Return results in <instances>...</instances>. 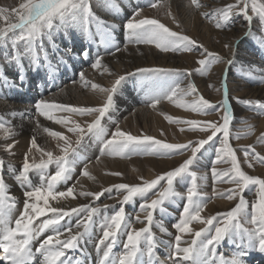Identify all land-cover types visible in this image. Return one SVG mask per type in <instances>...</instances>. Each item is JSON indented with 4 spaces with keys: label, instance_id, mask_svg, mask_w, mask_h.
Segmentation results:
<instances>
[{
    "label": "snow or ice",
    "instance_id": "snow-or-ice-1",
    "mask_svg": "<svg viewBox=\"0 0 264 264\" xmlns=\"http://www.w3.org/2000/svg\"><path fill=\"white\" fill-rule=\"evenodd\" d=\"M101 2L105 6L116 7L114 0H101ZM157 4L158 0H153L150 7L156 8ZM190 5L196 11L205 7L200 0H190ZM249 8L252 15H249ZM6 11L0 8V19L8 21L7 28H0V46H6L8 42L13 45L18 41L24 42V52H17L9 59L22 68L23 59L27 58L34 71L44 68L50 78H54L52 73L58 71V67L49 62L47 50L43 46V38L51 39L58 30L76 27L93 42L95 35H99L107 49L113 46L112 33L119 27L97 16L90 0H25L19 5V9L11 10V14L16 16L18 22H11L9 16L4 15ZM141 11V9L134 11L123 24L129 44L154 45L163 53H191L200 49L202 57L198 60L200 75L210 72L214 64L226 63L230 67L234 63L231 59L225 61L219 54L203 48L189 36L171 30L156 18L141 17ZM200 14L214 21L217 29L230 28L234 23V17L242 16L248 23V31L244 34L246 38L253 35L252 21L256 17L261 25L260 44L264 45V2L261 0H236L235 4L215 9L211 13ZM169 15H172L171 12ZM173 19L175 20V17ZM93 27L95 33L92 32ZM236 46H239V41L236 42ZM53 47H56L54 42ZM225 47L232 45L226 44ZM82 55L87 57V51L82 52ZM101 60L102 58H97L92 63V68H100ZM104 71L108 69L105 68ZM227 74L226 68L222 84L223 100L215 104L200 96L191 81L186 88H182L181 76L191 74L182 73L180 69L139 67L135 72L127 73V76H139L145 82V103L153 109L162 100L171 101L177 93H180L181 97L195 94L190 104L182 105L192 112L206 116L222 112L219 120L205 121H180L166 116L169 123L187 124L189 131L202 134L197 140H190L187 143H169L149 135H133L122 130L116 121H112L115 125L114 131L106 126L104 120L106 116L111 119L109 114L114 108V94L118 86L127 78L126 75H119L110 88L91 85L94 90L104 93L106 97L100 106L79 107L43 99L35 103L34 108L39 116L60 125L65 132L43 127L38 120L36 121V127L42 128L48 137L56 141L55 149L58 151L54 154V151L40 147L36 137L32 136L21 168L18 172L12 169L16 181L23 189V205L18 218L14 221V227L11 226L12 211L17 208V200L7 194L9 190L3 177L5 161L0 158V250H2L0 261L4 264H34L36 254H39L42 258L39 264H89L90 253L85 251L86 242H92L94 229L97 227L94 217L99 214L100 208L83 205L65 210L63 207L49 206L50 200L75 198L73 187L60 191L58 185H68L73 180L78 166H82L81 175L94 179L89 172V161L81 153L86 137L99 145L100 156L130 158L138 155L171 159L173 156L190 153L179 166L158 175L155 179L147 180L141 177V183L136 185L120 183L113 186L122 195V204L140 198L142 203L139 205V213L143 214L144 219L141 220V216L137 214L135 220L144 223L145 226L135 228L132 219L127 218L123 206L111 215L103 216L98 225L102 235L95 242L97 264H166V262L167 264H247L246 257L252 251L264 254V178L246 174L241 169L236 152L229 143L230 125L236 118L232 98L229 95ZM249 76H252V73H249ZM80 78L84 79L83 73ZM18 79L22 83L24 76L19 75ZM259 82L264 83V75H261ZM12 84L14 86V82ZM236 103L254 108L257 115L264 116V102L256 101L253 105L252 101L236 98ZM58 113L70 115L58 116ZM11 115L15 117L17 113ZM19 115L23 117L26 113ZM71 116L91 117V120L78 122L71 119ZM180 130L185 129L181 127ZM5 131L6 139L14 135L11 127ZM239 138V135L235 137V139ZM217 140L219 145L216 144ZM257 143L264 144V133L257 137ZM13 148L12 144L4 146L7 152H11ZM209 148L215 153L213 164H219L221 161L231 164V168L223 172L212 167L213 180L227 177L224 182L235 185V188L229 189L226 195L223 193L216 195L229 201L239 197V201L231 210L205 218L201 213L207 208L210 199L199 190L200 185L197 181L206 180V177H198L192 166L198 161V154L202 156ZM33 150L40 153L39 163L34 160L30 162V157L34 156ZM242 151L249 168L257 164L264 166V155L256 153L251 145ZM51 165H55L54 172L49 171ZM31 173L37 174L35 181ZM110 174L121 175L119 172ZM186 178H191L190 186L183 192L178 191L174 181L183 182ZM246 190L252 191L254 195L251 211H249V201L244 195ZM213 191L215 193V189ZM79 195L92 196L95 200H99L103 193L81 192ZM182 200L185 201L182 211L171 226L174 231H170L165 225L164 218L169 214L165 205H175ZM108 207L110 206L103 205L105 209ZM157 211L160 214L159 219L154 216ZM48 213L52 215L38 227H32L36 218L46 216ZM73 214L81 217L74 225L61 223ZM194 222L204 227L193 231L190 225ZM153 226L171 239L161 240L156 237L152 230ZM48 229H51L52 234L40 242L34 252L33 242ZM65 233L67 236L62 239ZM121 235L124 236L123 250L117 254L114 249L121 243ZM185 235L191 236L190 241L184 239ZM226 240L235 246L227 255L218 252V248ZM161 248L163 259L157 251ZM77 252L80 253V257L74 255Z\"/></svg>",
    "mask_w": 264,
    "mask_h": 264
},
{
    "label": "rangeland",
    "instance_id": "rangeland-1",
    "mask_svg": "<svg viewBox=\"0 0 264 264\" xmlns=\"http://www.w3.org/2000/svg\"><path fill=\"white\" fill-rule=\"evenodd\" d=\"M188 4L190 5V0H187ZM25 2V0H0V8L6 9L4 15L9 16V20L11 22H18L16 16L11 14V10L19 9V5ZM153 0H114L116 5L115 8H111L105 6L101 0H90L91 6L95 14L102 19L106 20L111 19L110 23H114L115 20H119L117 23L118 30L120 32L121 40L117 42L112 35L113 46L110 48L105 47V45L101 42V37L99 35H95L94 42L87 38V36L81 32L79 28L70 27L67 29H61L56 31L52 38L49 39L47 37L43 38V46L47 50L49 62L57 66H63V61L67 60L71 55V49H75V56H77V60H81V64H79V70L74 69V71L70 69L72 72L71 75H63L57 74V71H54L52 76L54 77L53 80H59L63 78V82L68 78H70L68 83H74L76 81L79 82L82 70L90 69L92 62L88 60L92 57H88L89 53L94 52L95 55L99 48H104L102 50H111L115 51L117 48L124 49L128 47H143L148 46L152 47L158 51L160 54H167L173 55L175 57H179V63L176 64H169L166 62L165 64H158L154 62L153 64L146 63L142 65H130L128 68L123 66V62H120L119 66L112 67L109 71H105V73H100L99 77L101 80L95 78H91L89 82H87L82 87V92L86 93L89 92L92 87V84H97L104 88H110L109 83L115 80L119 75H126V79L118 86L117 92L114 94V108L110 111V120L109 117H105L104 123L106 126L109 127L110 130L114 131L115 125L112 121H116L119 123V126L122 130L132 133L133 135H149L156 139H160L165 142L169 143H181L183 140L182 138L188 139V141H195L202 134L193 133L189 131V126L187 124H176V123H169V121L165 118L166 116H171L173 120H180V121H187V120H219L222 112L216 113L211 116L202 115L199 113L192 112L190 109L183 107L182 105L190 104L193 99L194 95H187L181 97L180 93H177L176 97H173L171 101L164 99L161 101L155 109L151 108L145 103L146 95V84L141 80L139 76H127L128 72H135L139 67H164V68H174L180 69L182 73H190L191 75H184L181 76V80L183 83L181 84L182 88H186L189 81H191L196 89L197 93L202 96L203 98L209 100L212 103L219 104L223 100V79H224V72L225 69H228L227 79H228V88H229V95L232 98V106L234 109L235 120L233 121L232 125H230V145L235 150L237 159L240 162L241 169L248 175L264 178V166L259 164L255 165L253 168H249L248 164L244 160V153L242 149L248 148V146H252L256 153L260 155H264V144L257 143V137L264 133V126H261L260 121L264 120V116H259L256 114V110L254 108H250L246 105L236 103V98L240 100H248L252 101L253 105L256 101L264 102V97L257 96L253 94L251 90L256 89L262 86L263 83L259 82L261 75H264V45L260 44V39L262 38L261 34V25L259 23L258 18L254 17L252 21V30L253 35L251 37H245V33L248 31V23L243 19L242 16H235L234 23L228 29H217L215 27V23L212 20L207 19L206 17L202 16L200 13L208 12L211 13L215 9L223 8L228 6L229 4H235L236 0H200L205 7L199 9L198 11L194 10L193 6L191 8L195 11L193 14H186L184 13H177L173 8L169 5L170 0H158V4L156 8L150 7V4ZM209 2V3H206ZM264 2V0H261ZM206 8L208 10H206ZM137 9H141V17L147 18H156L161 23L165 24V26L169 27L173 31L180 32L184 35L189 36L190 38L196 40L198 44L202 45L203 48L207 50L219 54L221 57L227 61L231 59L234 63L229 67L226 63H217L214 64L211 68V71L208 72L206 75H200L198 69L200 65L198 64V60L202 58L200 56V49L191 52V53H163L160 52L154 45H135L129 44V46L125 47L124 44L128 42L127 34L123 28V24L130 18L134 11ZM206 10V11H205ZM171 12L172 15H169ZM190 15V16H189ZM249 15H252L251 10L249 8ZM175 17V20L173 19ZM187 18V19H186ZM179 24V26H178ZM8 21L4 19H0V28H7ZM192 34H191V32ZM92 32L95 33V28H92ZM239 41V46H236V42ZM53 42L55 44V48L53 47ZM101 44V45H100ZM232 45V47H225V45ZM25 50V44L22 41L16 42L13 45L11 42H8L6 46H0V90L4 89V86L8 89V94L11 90L14 89V86L21 82L18 79L19 75L24 76V80L27 78V74L33 72V68L31 67L29 60L27 58L23 59L22 68L14 63L11 57L14 56L15 53H23ZM126 50V49H125ZM87 51L88 55L85 57L82 55V52ZM103 55V54H99ZM191 55V56H190ZM59 56V57H58ZM190 56V57H189ZM62 58L64 59L62 61ZM100 58L99 56L96 57ZM252 58H255L259 63L254 62ZM261 60V61H260ZM89 61V63H88ZM58 62V63H57ZM86 64V66L83 63ZM43 64V61L41 62ZM116 64V63H115ZM64 67V66H63ZM104 69L103 67L101 70ZM81 70V71H80ZM262 70V71H261ZM37 73L38 77H42L40 81L44 78L47 80L50 79L48 71L44 68H41L38 71H34ZM92 72V71H91ZM10 73V74H9ZM87 73V72H86ZM249 73H252V76H249ZM40 74V75H39ZM56 75V76H55ZM114 76V77H113ZM16 77V78H15ZM113 77V78H112ZM255 77V79H253ZM5 78H7V82H5ZM112 78V79H111ZM115 78V79H114ZM84 80V79H83ZM82 80V81H83ZM14 82V86L12 84ZM16 82V83H15ZM81 82V81H80ZM114 82V81H113ZM66 83V84H68ZM59 84L57 89L54 93L60 92L62 87L60 88ZM9 87V88H8ZM219 89V91H218ZM94 90V89H93ZM135 90V91H134ZM32 93V92H30ZM138 93L141 95L139 101L133 102V99L139 98ZM241 93L240 96L237 94ZM136 94V95H135ZM18 96V95H17ZM135 97V98H134ZM0 99L6 100L8 99L7 95L5 97H0ZM106 99V98H105ZM16 104H22L24 102L22 99L21 101L16 100ZM18 102V103H17ZM20 102V103H19ZM122 102V103H121ZM169 103L168 107H165L164 104ZM64 104V103H62ZM65 105H72V106H79V107H94L93 105H87L79 101L78 103H65ZM98 106V105H96ZM130 107V109H127ZM136 108L142 109L141 113L136 111ZM171 109V110H170ZM17 115L13 117L9 115V120H5L7 116L0 114V138L5 139L2 143H0V149H3L4 146L10 144L14 141V135L5 138L7 132L5 129L11 127L14 134H19V136H23L22 134L25 133L27 130L22 129L25 126L24 118H29L28 115H24L21 117L19 115V111L15 112ZM244 114H248L247 117L242 118ZM58 116H68L70 114L67 113H58ZM31 118V117H30ZM22 119V120H21ZM71 119H75L78 122H83L85 120L90 121L91 117H78V116H71ZM130 119V120H129ZM125 120H129L128 125H124L123 122ZM22 122V123H21ZM53 124V126H60L55 124L52 121H49ZM236 124H241L239 127H234ZM245 125V126H244ZM16 126V127H14ZM181 127L185 130L181 131ZM251 129V133L249 134V130ZM52 130L65 132L64 129H59L58 127L53 128ZM19 131V132H18ZM22 133V134H21ZM163 133V135L161 134ZM67 134V133H65ZM71 135V134H68ZM239 135V139H235V137ZM48 137V136H47ZM50 138V137H49ZM38 145L46 150L54 151V154L58 150L55 149L56 141L50 138V143L48 146L45 144H41L40 139L36 138ZM75 139V137H73ZM91 146V149H97L98 157H105L111 160H119V161H128L126 164L121 165V167L115 168V165L110 164L109 167L106 165L102 166L101 172L99 173V177L92 183L88 192L92 193H103L99 200H95L92 196L84 197L79 195V191L74 190L75 180L73 179L68 183V185L60 184L58 185V189L60 191H66L67 187L73 185V194L74 197H68L66 199L61 198L62 200H75L77 202L84 200V205H91L93 207H99L100 212L98 215L94 217L97 227L94 229V236L92 238V242H86V249L90 251L91 254V261H94V257L98 258L97 254H94L95 250V242L100 238L102 235L101 230L99 229L98 225L105 215H111L114 211L118 210L121 206L125 208V213L127 218L132 219L133 226L137 229L142 228L145 226L144 223H138L135 220V216L139 214L141 216V220L144 219L143 214L139 213V205L142 203L139 197L134 198V201L129 202L127 204H122V195L117 192V190L113 187L114 185L120 183H127L129 185H136L141 183L140 178L143 177L144 179L151 180L155 179L158 175H162L165 172L172 170L174 167L179 166L190 153H186L185 155H177L173 156L171 159L168 158H160L155 156H138L134 155L130 158H121V157H112V156H100L99 153V145L94 142L93 140L85 138V141L82 145ZM187 143V142H186ZM239 147L235 148L236 144H239ZM216 144L219 145V141H216ZM30 145V144H29ZM207 147V146H206ZM35 151V150H34ZM96 151V152H97ZM203 156H206L204 159ZM5 161V167L3 169V177L6 181V185L8 187V195L15 198L17 200V208L13 209L12 211V225L14 227V221L18 218L20 210L22 209L23 205V189L19 186L18 182L15 179V174L12 169H15L17 172L21 168L22 164H11ZM11 158L14 156L11 155ZM22 158V157H21ZM215 158L214 150L209 148L208 151L203 152V155L198 154V161L194 163L192 166V170L197 172V176H205L207 178L210 175L211 178V185L205 186L203 185L204 180H198V184L200 185V191H202L206 196L210 199V203H208L207 208L211 205V211H208L207 208L204 212L201 213L202 217H208L212 215H217L220 213H225L235 207V204L239 201V197L236 199L229 201L226 198H221V196L216 195V193H223L227 194L229 189L235 188V185L225 183L224 180L227 177L222 178L221 180L214 181L211 173V168L215 167L219 172L226 171L231 168V164L224 163L221 161L219 164H213V160ZM24 159V158H23ZM41 159L40 153L35 152V155L30 157V162L34 160L36 163H39ZM46 159V157H45ZM131 159H137V163L131 161ZM152 159V160H150ZM146 160V161H145ZM23 161V160H22ZM114 166V167H113ZM55 165H51L49 168L50 172H54ZM82 172V166L78 169V174ZM112 172H119L121 175H111ZM34 181L36 179L37 174L31 173ZM9 179V180H8ZM191 178H186L183 182H175L174 186L177 188L178 191H185L186 187L190 186ZM162 184L166 186V183L162 181ZM76 186V185H75ZM72 187V186H71ZM215 189V193L213 191ZM110 190V191H108ZM14 193V195H13ZM246 199L249 201V211H251V202L254 199V195L252 191L246 190L244 193ZM60 199V200H61ZM57 200H50L49 206H51L52 202H56ZM219 202H228L232 203L230 207H223V205H219ZM185 201H180L178 204L170 205L166 204L165 207L168 210V215L165 216V225L169 228L170 231H174L172 229V224H174L179 217L182 207ZM103 205H109L107 209L103 208ZM80 207V205L75 206ZM16 214V217L13 215ZM52 214L48 213L46 216H41L36 218L33 221V228L38 227L45 219L49 218ZM156 219L160 218V214H154ZM76 214H73L70 217H66L62 224H72L74 225L78 219ZM71 219V220H70ZM198 226V228H195ZM204 227L200 225L198 222H194L190 227L193 231H198L200 228ZM153 232L155 233L156 237L161 240H165L169 236L161 233L158 228L153 226ZM75 231V229H74ZM47 234V235H46ZM51 229L45 230V232L40 236L46 238L48 235H51ZM67 233H65L61 238H65ZM46 236V237H45ZM121 243H119L116 248L114 249L115 253H120L123 250V240L124 236L121 235ZM185 240L191 239L190 235H185ZM34 245L38 244V239L33 242ZM234 245L231 244L229 241H225L219 248L218 252L222 254H230L233 249ZM161 254V258L163 259V250H157ZM71 254V253H69ZM76 257H80V253L77 252L74 254ZM41 258V257H39ZM38 259V258H37ZM41 260V259H40ZM40 260H38L40 262ZM89 260V258H88ZM247 264H264V254L259 253L258 251H252L250 255L246 257ZM36 262V261H35ZM38 262V263H39ZM37 263V262H36ZM90 264V262H89ZM93 264V263H92ZM167 264V262H166Z\"/></svg>",
    "mask_w": 264,
    "mask_h": 264
},
{
    "label": "bare ground",
    "instance_id": "bare-ground-1",
    "mask_svg": "<svg viewBox=\"0 0 264 264\" xmlns=\"http://www.w3.org/2000/svg\"><path fill=\"white\" fill-rule=\"evenodd\" d=\"M206 3H209V2H206ZM169 5L177 13L180 12V14L184 13V12L187 15L195 13L194 10L189 9V8H191V6L188 4L187 0H170ZM206 10H208V9L206 8ZM107 21L110 23L112 20L107 19ZM118 22H119V20L114 21L115 24H117ZM120 32H121V30L119 31L118 27H117L116 29L113 30V33H112V35L114 36V38L117 42H119L122 39L120 36ZM190 32H191V30H190ZM191 34H192V32H191ZM127 43L128 42H126V44H124L125 47L129 46V44H127ZM102 49H104V48H99L96 55L94 52L89 53L88 57H92L93 60H91L90 58H88V60L93 63L96 60V57L99 56L100 58H102V60H101L102 66L98 69H93L92 66H90V69L87 68V70H82L81 73L84 74V80L83 81L81 80V78L79 79V82L76 81L74 83H68L70 81L69 80L70 78H68L67 80L65 78L64 82H63V78H61L59 80L58 79L53 80V78H50L47 80L46 78H44L40 81V79L42 77H38L37 73H35L33 71L30 74H27L26 80H23V82L21 84L17 83L14 86V89L9 92V94L7 91L8 89L5 86H4V89L0 90V97H5L6 95L8 97V99H6V100L0 99V114L1 113L3 115L6 114L5 116H7V117L4 118L5 120H9L10 119L9 115H11L12 113H15L17 111H19L20 113H26V115L29 116V118L23 119L26 123L22 129L27 130V131L23 134L21 133L23 136H19V134H17V132L13 136L15 142H13V144L10 143V144L14 145L13 150L11 152H7L4 150V148L0 149V155L6 161H8L11 164H15V163L22 164V162H23L22 160L24 158V155L29 149L30 138L32 136H35L36 138L40 139L41 144H45L46 146L49 145L50 138L47 137V134L42 131V128L38 129L36 127V121L37 120L40 122V124L43 127H49L50 129L58 127L59 129H63L61 126H55L54 127L52 123H50L48 120H45L43 117L39 116L38 113H36L34 105H35V103L39 102L41 99L51 101V102H55V103H64V104L69 103V102L78 103L79 101H81L82 103H85L87 105H93V106L98 105V106H100L105 101V98H106L104 93H102L98 90H93V88L89 92L83 93L82 87L87 82H89V80L91 78H95V80L99 79L102 81V79H100V77H99V74L105 73V71H104L105 68L108 69V71H109L112 67L119 66L120 62H123V66H125L129 63L127 66H125L126 68H128L131 64L134 65V63L137 65H142V64H146V63H148V64L152 63L153 64L154 62H157L160 65V64H165L166 62H169V64H176V63L180 62L179 57H175L173 55H167V54H160V53H158L157 50H155L152 47H148V46H143V47H140V46L139 47L138 46L133 47L132 46V47L120 49L118 51L117 50L112 51L113 49H111L109 51L102 50ZM75 51H76L75 49H71V55L67 60H64L62 58V61L64 60L63 61L64 67L63 66L61 67L59 65L60 68H58V71H57L58 75L59 74H63L65 76L71 75L72 72L68 68H71L72 71H74V69L79 70L78 65L81 64V60H79V59L77 60V58H76L77 56L74 55ZM99 54H103V55H99ZM252 60L256 63L257 62L259 63V61H257L255 58H252ZM89 61H88V63H89ZM83 64L86 66L85 63H83ZM102 67L104 69L101 70ZM53 76H54V74H53ZM113 81L112 82L110 81V83H109L110 87H111ZM66 83H68V84H66ZM59 84H64V86L60 85V88L62 87V90H60V92L55 94L54 91L57 89ZM30 92H32V93H30ZM251 92H253V94H256L257 96L264 97V83L262 84V86L251 90ZM237 95L240 96L241 93H239ZM138 96H139V98L133 99L132 101L133 102L139 101L138 99L141 98L140 97L141 95L138 93ZM21 99L24 102H22V104H16L15 101L16 100L21 101ZM162 104H158V105H162ZM164 106L168 107L169 103L164 104ZM127 109H130V107H127ZM136 111L141 113L142 109L136 108ZM247 116H248V114H244L242 116V118L247 117ZM129 120H125V122H123V124L128 125L130 122ZM260 124H261V126H264V120H261ZM239 126H241V124L240 125L236 124L234 127H239ZM14 127H16V126H14ZM14 132H15V130H14ZM182 140L183 141L181 143L188 142V139H186V138H182ZM3 141H5V139L0 138V143H2ZM6 145H9V144L6 143ZM239 146H240V143L236 144L235 148L239 147ZM96 151H97V149L96 150L91 149L90 143H89V146H86L84 144L81 147L82 156L89 161V172H90V175L92 177H94V179H89V177L78 174V169L81 167V166H78L76 169V174L74 175V178H73L76 182L75 183L76 186L74 184H72L71 186L73 187V185H74V190L79 191V193L89 191L92 183L99 177V173L101 172L103 165H106L107 167H109L110 164H113V165H115V168H118V167H121V165L126 164V162L129 161V160L128 161L111 160V159H107L105 157H98L99 154H98V151L97 152ZM33 152L35 155L34 150H33ZM11 155L14 156V158H11ZM203 158L205 159L206 156H203ZM150 160H152V159H150ZM131 161H133L134 163H137L138 160L137 159H131ZM80 173H81V171H80ZM77 181H79V182L77 183ZM203 185H205V186L211 185L210 175H208L206 180H204ZM13 195H14V193H13ZM227 203L228 202H223V203L219 202V205L222 204L223 207H230L232 205V203H229V204H227ZM84 204H87V203H85L84 200L77 202L75 200H62L61 199V200H58L56 202H52L50 207H63L65 210H69L72 207H75L78 205L83 206ZM210 207H211V205L207 208L208 211H211ZM17 214H19V212ZM13 215L16 217L15 213H13ZM195 228H198V226H196ZM199 228H200V226H199ZM44 239H45L44 237H43V239H42V237H39L38 238V244L40 242H42ZM62 239H64V238H62ZM170 239H171V237H168L165 240H170ZM38 246L39 245H34V243H33L32 247H33L34 252H35V248ZM161 250H163V249L161 248ZM85 251H86V253H90V251L87 249H85ZM0 254H2V250H0ZM94 254H97L96 250H94ZM39 257H40L39 254H36V260L35 261L37 263L34 262V264H39L38 260L42 259ZM88 258H89L88 261L90 262V264H92V263L97 264L98 258L94 257V261H91V254ZM0 264H4V262L1 261Z\"/></svg>",
    "mask_w": 264,
    "mask_h": 264
}]
</instances>
